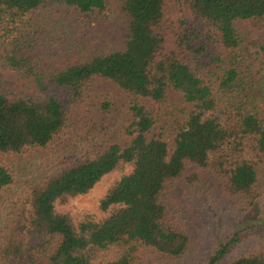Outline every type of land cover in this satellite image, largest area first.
<instances>
[{
	"label": "trees",
	"instance_id": "obj_1",
	"mask_svg": "<svg viewBox=\"0 0 264 264\" xmlns=\"http://www.w3.org/2000/svg\"><path fill=\"white\" fill-rule=\"evenodd\" d=\"M109 1L0 0V60L33 89L0 91V264H184L181 182L204 190L207 172L247 207L264 198V80L243 72L237 28L264 20V0H114L124 47L53 65V50L70 57L75 42L60 44L52 12L110 21ZM99 85L116 96L98 100ZM172 94L188 107L170 111ZM40 151L49 169L18 184L5 158ZM125 166L100 219L56 209ZM199 264H264V204Z\"/></svg>",
	"mask_w": 264,
	"mask_h": 264
},
{
	"label": "rangeland",
	"instance_id": "obj_2",
	"mask_svg": "<svg viewBox=\"0 0 264 264\" xmlns=\"http://www.w3.org/2000/svg\"><path fill=\"white\" fill-rule=\"evenodd\" d=\"M109 8L115 17L110 21L97 20L74 11L60 9L52 12L56 28L60 31L57 36L60 44L68 43L66 39L59 37L69 34L68 39L75 42L73 53L62 49V53L53 50L54 60L52 64H74L80 58H87L94 53H105L111 50H120L124 47L127 16L121 10V3L110 0ZM237 28L246 44L248 60L243 72L249 74L255 84L264 80V55L261 50L264 47V20H245L237 23ZM65 47V46H63ZM48 48V47H47ZM2 48H0V55ZM0 91L8 97H21L33 92L32 85L23 84L16 72L4 66L0 60ZM116 96V93L107 85H99L95 89V96L101 99L103 96ZM170 111L180 110L187 105L181 103L177 95H169ZM188 107V106H187ZM186 107V108H187ZM154 112H158V106L151 104ZM178 112V111H177ZM6 164L11 168L16 182L21 184L32 177L42 176L49 169L46 153L37 152L23 157H7ZM130 167L125 166L121 171H116L104 176L89 193L69 199L64 205H58L60 212H68L74 218L87 212L96 219L103 216L98 209V201L106 189L121 175L127 173ZM204 190L185 185L183 182L175 189L174 203L176 205V218L185 226L192 238V249L188 260L184 264H199L209 256L217 243L227 234H230L240 222L247 218H253L263 209L264 198L252 206H245L242 201L228 197L218 181L207 172H201ZM256 243L254 239H247L243 248L250 249Z\"/></svg>",
	"mask_w": 264,
	"mask_h": 264
}]
</instances>
